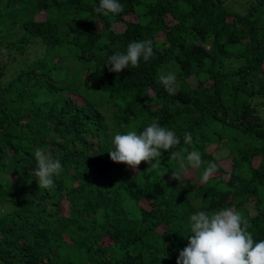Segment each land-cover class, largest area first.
<instances>
[{
    "label": "trees",
    "instance_id": "obj_1",
    "mask_svg": "<svg viewBox=\"0 0 264 264\" xmlns=\"http://www.w3.org/2000/svg\"><path fill=\"white\" fill-rule=\"evenodd\" d=\"M224 1L120 0L106 16L99 0H0V264H177L190 215L225 207L264 239V0L244 13ZM148 39L147 62L108 71ZM153 120L180 137L158 168L110 159L116 132ZM37 147L63 166L51 189ZM184 148L217 164L206 182V163L171 178Z\"/></svg>",
    "mask_w": 264,
    "mask_h": 264
},
{
    "label": "clouds",
    "instance_id": "obj_2",
    "mask_svg": "<svg viewBox=\"0 0 264 264\" xmlns=\"http://www.w3.org/2000/svg\"><path fill=\"white\" fill-rule=\"evenodd\" d=\"M94 7L97 13L106 16L119 15L124 8L120 0H99ZM154 54L152 40L132 41L126 53L110 55L105 65L108 71L119 73L125 68L139 67L141 58L147 62ZM158 81L170 95L176 94L174 73H161ZM191 142V134L185 132L184 143ZM178 144L180 137L173 130L153 120L140 132H116L107 152L113 162L124 163L136 171L142 161L156 169L162 150L167 151ZM33 155L36 162L34 175L39 188L51 189L53 177L58 176L63 168L59 158L42 147H37ZM172 156L177 160L178 168L173 169L171 178L178 181L189 167L195 169L207 164L199 177L201 183L206 182L217 169L214 161H203L201 153L195 149L189 151L184 148ZM189 224L188 243L179 251L177 264H264V239H254L249 231L250 222L240 211L230 207L212 212L197 211L190 215Z\"/></svg>",
    "mask_w": 264,
    "mask_h": 264
},
{
    "label": "rangeland",
    "instance_id": "obj_3",
    "mask_svg": "<svg viewBox=\"0 0 264 264\" xmlns=\"http://www.w3.org/2000/svg\"><path fill=\"white\" fill-rule=\"evenodd\" d=\"M249 2L248 0H225L224 1V7L231 10V11H236V12H240V13H244L247 11L248 7H249ZM39 18H41V15L38 16ZM134 18L138 17V15H133ZM239 62L235 59H230L227 62V65L230 67H234L236 65H238ZM177 69V68H175ZM167 70L162 71V73H166ZM173 73V72H172ZM12 75L11 71H8L5 74V79H3V82H6ZM264 112V109H263ZM259 161V160H258ZM258 161H256V163H258ZM186 175H188L186 173Z\"/></svg>",
    "mask_w": 264,
    "mask_h": 264
}]
</instances>
